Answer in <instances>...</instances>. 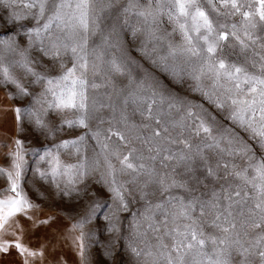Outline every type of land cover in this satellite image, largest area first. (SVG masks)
Here are the masks:
<instances>
[{"label":"rangeland","instance_id":"obj_1","mask_svg":"<svg viewBox=\"0 0 264 264\" xmlns=\"http://www.w3.org/2000/svg\"><path fill=\"white\" fill-rule=\"evenodd\" d=\"M25 2L26 0H20L13 7H5L0 3V63L9 66L10 72L27 89L28 94H22L16 85L6 82L2 76L0 91L7 95L11 111L16 117V131L10 152L15 150L17 139L24 142L27 152L25 158L29 167L23 177L22 186L30 200L45 210L63 212L76 224L86 221L79 229L84 235L88 264H166L162 253L168 249L161 245L166 244L170 248L172 239L168 234L174 228L183 230L185 225L192 224L193 221L203 230L205 236L219 240L224 234L214 227L216 212L205 207L202 215L201 204L212 201L214 192L224 196L240 191L241 197L233 196L234 201L244 197L246 192L254 195L251 186L233 173L247 169L251 176L253 173L249 165L264 156V149L251 138L250 132L229 119L234 107L230 97L238 95L234 85L224 79L217 83L203 59L191 57L182 51L183 36L175 21L169 19L167 12L155 16L140 14L154 12L161 5L167 6L168 0H94L92 19L95 23L90 22L86 34H77V38L87 35V79L90 84L98 85L88 89L91 115L88 129L69 128L64 121L78 118L79 113L49 108L51 96L45 92L46 82L37 80L36 76L27 73L15 63L21 59L20 54L23 53L35 72L49 77L60 74L61 62L67 67H71L73 63L70 53L58 59L44 55L51 41L57 37L64 39L65 33L53 27L42 36L41 44V38L31 35L29 31L37 26V21L28 14H34L37 9L25 8ZM246 2L252 4L254 9L258 8V0ZM220 11L223 13L226 10L220 8ZM16 15L27 18L16 19ZM240 19L239 15L220 16L219 22L229 25L227 30L231 31L230 25L236 23L239 26ZM39 23L42 25L44 20ZM255 35L260 39L246 49H242L232 37L228 41H222L217 52L218 57L224 59L226 64L245 68L251 75L264 76V27L258 24ZM112 60L121 64V73L112 70ZM92 63L97 65L95 71L91 68ZM165 67L177 71L178 82L174 83L172 77L162 71ZM154 82H159V90L163 92L166 100L179 97L185 101L183 106L178 105L173 109H169L166 102L153 105L154 112L160 107L165 113L161 123L165 119L168 121L170 138L176 141L164 145L171 149V153L162 151L159 155L154 151L149 152L148 148L152 145L143 142L159 126L155 120H149L142 114L145 108L143 103L133 102L134 96L144 95L142 84ZM197 87L202 91L194 90ZM229 88L233 91H227ZM203 93L219 99L225 107H215L205 99ZM93 101L95 110L92 108ZM188 102L191 105H202V108L193 109L198 113L206 110L205 118L213 129L211 137L203 133L195 134L193 121L186 116ZM30 107L41 115L46 124L45 128L37 126L34 120L30 121L23 115L17 119L16 108ZM180 122L186 127H172ZM108 129L125 134L129 143L125 146L116 136L106 139L110 135ZM97 131L100 133V141L107 142L110 146L108 159L114 165V171L108 168L104 155L101 154L100 144L91 137V132ZM81 135H86V139L79 154L71 147L57 149L62 141L76 139ZM229 139L250 145L254 156L252 153L229 155ZM184 140L192 147L185 148L181 143ZM217 142L219 147L215 146ZM117 145L121 155L131 148L138 149V153L143 156L138 163H143L144 168L136 172L121 171L119 161L111 155ZM45 148L53 150L54 153L58 151L61 160L66 164L83 162L87 169L86 174L77 177L74 183H69L66 177L62 178L57 182L59 187L41 179L35 171L36 156L32 150L43 151ZM9 153L0 167L10 168ZM170 154H174V158L167 159ZM181 155L191 158L180 159ZM153 156L155 159H152ZM225 164L228 165L227 168H224ZM39 167L44 169L47 165L40 163ZM209 168L214 171V175H209ZM161 177L169 183L175 179L183 187L173 186L165 190L158 182ZM8 185L7 178L0 176V198L10 195L5 191ZM113 187L120 188L127 208L120 206L112 191ZM220 203L222 207L225 201L221 200ZM182 205L193 206L191 219L180 214ZM243 207L246 206L233 205L237 227L232 230L231 239H239L244 247H250L264 230L241 227L243 218L236 213ZM93 208L96 209L95 212L92 211ZM237 247L228 249L232 252V264H239L241 260ZM258 250L253 248L252 252ZM205 251L211 255L212 245L206 244ZM248 261L250 264H261L260 258L254 254L249 255Z\"/></svg>","mask_w":264,"mask_h":264},{"label":"snow or ice","instance_id":"obj_2","mask_svg":"<svg viewBox=\"0 0 264 264\" xmlns=\"http://www.w3.org/2000/svg\"><path fill=\"white\" fill-rule=\"evenodd\" d=\"M20 0H0L5 7H13L17 5ZM93 2L94 0H26L23 4L25 8L37 9L28 15L37 21V26L30 29V34L40 39L43 43L42 36L49 33L55 27L61 29L64 33V39L57 37L52 40L47 51L44 55H51L53 59L61 58L62 55L71 54L73 63L71 67H67L61 62V69L59 75L45 76L35 72L28 58L21 53V59L16 61L21 68L27 73L36 76L37 80H43L47 84L45 90L46 94L51 96V101L48 107L60 111L71 110L79 113L76 119H66L64 123L69 127H81L88 129L89 120L91 118L89 111V96L88 89L96 88L98 85L95 83L90 84L87 79V72L89 70V51L87 48V35L79 36L78 33H87L89 31L90 22L95 23L92 19L93 16ZM219 5L220 7H217ZM207 8V10H206ZM220 8L226 11L221 13ZM170 20H174L178 29L180 30L184 46L182 51L191 57H198L205 61L207 70L211 72L218 83L221 79L227 80L234 85L235 92L238 94L235 97H230L231 105L234 106L229 116L234 123L240 125L245 131L250 132L251 138L257 141L258 146L264 149V76L251 75L243 68L235 64H226L224 59L219 58L217 55L218 49L221 48L222 41H228L229 37L237 41L242 49H246L251 45H255L260 39L255 35V30L259 24L264 27V0H258V8H253L252 4L247 3L246 0H168V5H161L154 12L149 11L147 14L141 12V15H160L164 12ZM214 14V15H210ZM47 14V15H46ZM240 16L239 26L236 23L230 25L231 31H228L229 25L219 22L220 16ZM258 17V20H257ZM16 15V19H23ZM44 20L41 25L39 21ZM239 33V34H238ZM7 43V42H4ZM10 47V45H9ZM91 68L96 70L97 65L92 63ZM111 68L114 72L121 73L123 68L116 60L111 61ZM162 71L166 75H170L173 82L176 83L177 76L179 75L175 69L163 68ZM0 76L6 82H11L16 85L20 92L27 95V89L23 88L18 83L15 75L10 72L9 66L0 63ZM141 88L144 95L133 97V102H141L145 105L143 115L149 120H155L159 126L154 128L152 135L143 142L150 144L152 147L148 148L149 152H155L159 155L162 151L171 153L170 148L164 147L165 144L176 143L175 140L170 138L168 121L165 119L161 123L165 113L160 107L153 111V105L164 104L168 105L169 109L176 108L178 105L183 106L185 101L179 97L167 99L160 91L159 82L142 84ZM197 91H202L199 87ZM227 91H233L232 88ZM205 99L215 105L219 109L225 107L224 103L219 99H214L212 95L203 93ZM127 102V101H125ZM186 108V116L193 121L192 128L196 135L203 133L205 136L211 137L212 126L209 120L205 118L206 110L204 113L194 111V108H202V105H191ZM103 107V105H100ZM95 110V101L92 105ZM17 119L25 116L30 121L34 120L36 125L45 128L46 124L41 115L34 111L31 107L27 109L16 108ZM122 115V119H123ZM214 119V118H213ZM172 127L184 128L186 125L183 122L173 124ZM111 136H116L125 146L129 143L128 137L120 131H112L108 129ZM162 133L166 135H162ZM87 135V134H86ZM86 135H81L76 139L64 140L57 149L74 148L76 153L79 154L81 146L83 145ZM91 137L97 140L100 144L101 154L104 155L105 162L109 169H114V165L108 159L109 144L101 142L99 137L100 133L91 132ZM185 148L192 146L187 140L181 141ZM227 152L229 155H248L252 153L251 146L247 143H236L233 140H228ZM242 145V146H241ZM213 145H208L212 147ZM216 147H219L217 142ZM33 155L36 156L34 163L37 164L35 171L43 180H48L59 187L57 183L62 178H67L69 183H74L77 177H83L86 174V166L83 162L77 164H66L61 160L59 152H53L51 149L45 148L43 151L40 149H33ZM199 154V153H198ZM11 157L10 168L0 167V176L7 178L9 185L5 190L10 195L0 198V252L7 254L11 248H15L17 253L24 257V264H29L30 258L43 257V249L35 250L30 249L22 239L23 226L20 225L16 219L17 216H23L29 221L32 220L30 211L34 214V210L38 208L24 191L22 180L28 171V161L26 160L27 152L25 151L24 142L17 139L15 141V150L8 154ZM111 155L115 156L121 165V171L131 170L136 172L144 168L143 163L138 161L143 159V156L138 153V149L131 148L123 155L119 152V145L112 151ZM254 156V153H252ZM167 159L174 158V154H170ZM190 159L191 157H184L181 155L180 159ZM155 159V156L152 157ZM40 163H45L46 168L41 169ZM228 165L225 164L224 168ZM252 175H248V170L244 169L240 172L233 174L241 179L246 185L251 186L252 193L249 195L247 192L244 197L239 200H233V196L241 197L240 191L227 193L220 196L218 193H213V200L207 204H201V214L203 209L209 207L215 210L214 227L220 229L224 234L219 240L212 236H205V233L199 228L195 221L192 224L185 225L183 230L174 228L168 235L171 236L172 244L169 248L168 245L162 244L161 247L168 249L162 253L163 259L166 264H232V252L228 249L232 246H238L237 252L241 256L239 264H250L248 261L249 255H257L260 258L261 264H264V231L259 234L254 244L250 247H244L239 239H231L232 230L236 229L234 204H244L246 207L240 209L236 213L242 217V228H251L253 230H264V156L256 160L254 164H250ZM209 175H214V171L209 168ZM159 184L167 190L173 186L183 187L182 184H177L175 179L167 182L164 177L159 178ZM115 181H113V184ZM112 191L115 197L119 200L122 208H127L124 200V195L119 187H113ZM225 201L221 207L220 201ZM251 201V204H248ZM192 205L183 206L181 215L185 218L191 219L190 212ZM95 208L92 209L95 212ZM49 221H39V223L46 224ZM86 221H81L73 225V229L82 228ZM226 225V226H224ZM19 232V235H18ZM246 234V233H245ZM11 237L12 239H6ZM79 255L81 257L85 254L84 235L81 233L74 238ZM206 244L213 247L211 255L205 251ZM223 246V247H221ZM259 249L253 253L252 249ZM173 253L176 255L173 256Z\"/></svg>","mask_w":264,"mask_h":264},{"label":"crops","instance_id":"obj_3","mask_svg":"<svg viewBox=\"0 0 264 264\" xmlns=\"http://www.w3.org/2000/svg\"><path fill=\"white\" fill-rule=\"evenodd\" d=\"M15 131L16 117L11 111L7 95L0 91V165L12 150ZM29 214L32 215L31 221L23 216L16 217L23 226L22 239L30 249L44 251L43 257L30 258L29 264H88L86 246L85 254L81 257L73 242L81 231L79 228L73 229L76 223L69 216L43 207H38L34 214L31 211ZM44 220L49 222L39 223ZM0 264H24V257L15 248H11L7 254L0 252Z\"/></svg>","mask_w":264,"mask_h":264}]
</instances>
